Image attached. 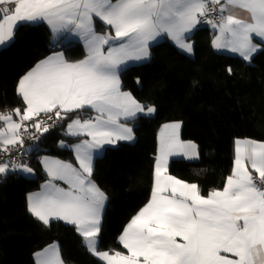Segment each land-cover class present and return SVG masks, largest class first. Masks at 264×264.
Listing matches in <instances>:
<instances>
[{
	"label": "snow or ice",
	"instance_id": "obj_1",
	"mask_svg": "<svg viewBox=\"0 0 264 264\" xmlns=\"http://www.w3.org/2000/svg\"><path fill=\"white\" fill-rule=\"evenodd\" d=\"M6 4L14 7H0V45L13 39L20 22L43 20L54 33L79 36L88 54L83 60L69 61L63 53H54L21 78L17 92L26 108L23 114L14 110L19 122L11 114H0V121L7 125L0 128L4 150L23 144L19 134L23 122L41 113L54 112L61 119L62 112L90 109L96 113L83 121L77 115L67 127L71 135L91 137L74 146L79 169L70 162L43 161L53 180H64L70 187L49 182L44 192L30 196V211L46 225L50 217L76 225L88 250L106 264H255L257 254L264 253V142L237 140L232 175L223 189L204 196L196 183L167 174L169 156L193 158L199 153L195 143L180 140L181 122L165 125L150 202L119 237L128 254L97 250L107 197L90 177L93 150L132 140L133 129L121 124L120 117H134L146 108L121 91V65L147 58L149 41L163 34L191 53L184 34L200 23L198 17L207 18L212 12L220 16L219 23L208 20L219 28L215 46L251 60L260 48L253 43L254 36L264 43V0H0V5ZM237 7L249 13L248 20L232 13ZM94 18L109 30L98 32ZM155 110L147 106L149 113ZM43 123L33 126L40 129ZM11 167L32 171L21 164ZM9 170V163L0 164V174ZM39 255V264H63L56 249Z\"/></svg>",
	"mask_w": 264,
	"mask_h": 264
},
{
	"label": "trees",
	"instance_id": "obj_2",
	"mask_svg": "<svg viewBox=\"0 0 264 264\" xmlns=\"http://www.w3.org/2000/svg\"><path fill=\"white\" fill-rule=\"evenodd\" d=\"M214 34L201 28L194 36V56L165 40L151 47L148 63L121 72L125 91L143 105L152 106L153 117L133 121L134 143L108 147L96 158L92 179L108 198L99 235L100 251H122L119 237L145 207L153 193L158 132L162 125L183 123L182 137L199 147L198 162L174 160L169 173L196 183L201 194L223 189L234 163L237 139L264 142V48L250 62L218 54ZM54 35L45 23L21 24L13 41L0 49V109L23 110L17 87L22 77L53 53ZM70 61L85 57L81 45L64 47ZM231 69V72H229ZM62 126L45 132L32 164L35 178L8 173L0 186V264H35L34 255L50 244L59 245L66 264H105L91 252L74 225L52 221L46 225L29 210L28 195L45 181L39 158L48 153L74 161L73 152L60 146L74 142Z\"/></svg>",
	"mask_w": 264,
	"mask_h": 264
},
{
	"label": "crops",
	"instance_id": "obj_3",
	"mask_svg": "<svg viewBox=\"0 0 264 264\" xmlns=\"http://www.w3.org/2000/svg\"><path fill=\"white\" fill-rule=\"evenodd\" d=\"M221 2L223 3V0H221ZM219 6V5H218ZM0 7H7V8H13L14 7V5L13 4H6V5H0ZM232 11V13L237 17V18H239V19H243V20H248L249 19V13L247 12V11H245V10H243V9H241V8H234V9H232L231 10ZM94 20H95V24H96V29H97V31L98 32H104V31H106V30H109V29H106V27H105V25L98 19V18H94ZM32 24V25H37V24H41V23H45V24H47L48 26H50L46 21H43V20H41V21H38V22H20L19 24H18V26H17V28L21 25V24ZM17 28L15 29V32H16V30H17ZM50 28H51V30H52V27L50 26ZM208 28L212 31V33L214 34V38H213V41H212V46H213V49L215 50V52L216 53H218V54H226V55H232V56H237V57H240V58H242L243 60H245V61H247V62H250L252 59H253V57L260 51V50H262L263 48H264V43H261V41H260V39L259 38H256L255 36H254V38H253V43H255V44H258V45H260V48H259V50L257 51V52H255L253 55H252V58H251V60H246L239 52H233L230 48H227V47H220V48H217L216 46H215V43H214V41L216 40V38L220 35V32H219V28H216V27H213V24H210L209 26H208ZM199 30H201V28L199 27V24H197L192 30H191V32H188V33H185L184 34V37H183V39L185 40V42L186 43H189V44H191L192 45V48H193V51L191 52V53H189V52H187L185 49H183V48H181L180 46H179V44L171 37V36H169V35H167V34H163V35H161V36H158L155 40H152V41H149V43H148V52H149V56L147 57V58H144V59H141V60H129V61H127L126 62V64L125 65H121V69L119 70V72H118V75H119V77H120V87H121V91L122 92H128V91H125L124 90V88H123V83H122V80H121V72L122 71H124L125 69H127V68H129V67H132V66H135V65H140V64H145V63H148V62H150V60H151V47L153 46V45H155V44H158V43H161V42H163V41H165V40H168V41H170L179 51H181V52H183V53H185L186 55H188V56H194V53H195V43H194V41H193V36L199 31ZM15 32H14V35H15ZM52 32H53V30H52ZM114 34V33H113ZM53 35H54V42H55V47H57V49H55L54 51H53V53H51L48 57H50V56H52L54 53H63L64 54V56H65V58L68 60V56H67V53H66V51H65V49H64V47L65 46H72V45H75V44H78V45H81L82 46V48H83V50H84V52H85V57L87 56V48H86V45H85V43H84V41L79 37V36H77V35H75L74 33H72V34H69V33H65V34H63V35H61V34H58V33H54L53 32ZM14 38V37H13ZM13 41V39L10 41V42H5V44H3V45H0V49H2V48H4V47H6V46H8L11 42ZM105 47H107V46H105ZM48 57H46L45 59H43L42 61H44V60H46ZM84 57V58H85ZM70 61V60H69ZM41 62V61H40ZM40 62L38 63V64H40ZM37 64V65H38ZM36 65V66H37ZM35 66V67H36ZM34 67V68H35ZM33 68V69H34ZM32 69V70H33ZM31 70V71H32ZM30 72V71H29ZM28 72V73H29ZM18 88V87H17ZM128 93H130L132 96H133V98H135V96L131 93V92H128ZM19 95V94H18ZM20 96V95H19ZM21 97V96H20ZM21 99H22V97H21ZM136 99V98H135ZM23 100V99H22ZM137 100V99H136ZM138 101V100H137ZM24 102V101H23ZM139 102V101H138ZM24 104H25V102H24ZM25 108H26V104H25ZM25 108L23 109V110H20V113L21 114H23L24 113V110H25ZM45 113H41L40 115H44ZM8 115V114H7ZM11 115H12V118H13V120H15L16 122H18V120H19V116H17L16 114H15V111H13L12 113H11ZM75 116L73 119H75V118H77V115H79V118L83 121L84 119H86V116H88V115H90V116H95L96 115V113H95V111L94 110H90V109H86V110H77L76 112H74V113H68V114H64L63 112H62V116L64 117V118H66V117H68V116ZM155 115V112H153V113H149L148 111H147V107L145 108V111L144 112H138L134 117H128V118H125V117H123V116H121L120 117V120H119V122L121 123V124H125V125H127L128 127H131L132 129H133V121H135L137 118H139L140 116H148V117H153ZM72 119V120H73ZM72 120H70L69 122H67L66 123V126H65V134H66V136H68V137H71V138H77V140L76 141H74V142H68V141H63V144H61L60 143V146L62 147V148H65V149H67L66 147H65V144L64 143H69V146H68V149L69 150H71L72 152H73V155H74V158H75V160L72 162V161H69V160H65V159H63V158H61V157H58V156H53V155H51V154H48V153H44V154H42L41 156H40V158H39V162H40V165H41V169H42V172H43V174H44V176H45V181L41 184V186H40V188H39V190L38 191H36V192H33V193H31V194H29L28 195V205H29V210H30V196H32V195H34V194H39V193H42V192H44L45 190H46V185H48V183L49 182H51V183H54V184H56L58 187H60V188H64V189H68L70 186L64 181V180H53L52 179V177L51 176H49V174H48V172H47V169L45 168V165H44V159L45 158H47V159H50V160H60V161H64V162H70V163H72V165L74 166V167H76V168H78L79 169V162H78V160L76 159V154H75V149H74V146L75 145H78V144H80L83 140H90L91 139V137H88L87 135H84V134H81V135H78V136H75V135H71V134H69L68 132H67V127H68V124L69 123H71L72 122ZM173 123H175V122H171V123H166V124H164V125H162L161 126V128L159 129V132H158V143H157V156H156V160H157V157L159 156V147H160V142H161V139H162V133H165V125H170V124H173ZM7 127V126H6ZM182 132H183V123H180V128H179V138H180V140L181 141H184V142H188V141H190V140H185V139H183V137H182ZM133 136H134V138L132 139V140H118V141H116L115 143H113V144H105V145H103V147L101 148V149H94L93 150V152H94V158H93V167H94V163H95V160H96V158H98V157H100V156H102L104 153H105V150H106V148H108V147H114V146H116V145H118L119 143H122V142H124V143H134L135 141H136V136H135V133H134V129H133ZM237 140H240V141H245V140H250V139H237ZM236 140V141H237ZM235 141V142H236ZM253 141V140H252ZM191 142H193V141H191ZM258 142V141H257ZM193 143H195V142H193ZM196 144V143H195ZM197 145V144H196ZM235 148H236V143L234 144V158H235V155H236V153H235ZM197 151H198V153H199V147H198V145H197ZM199 159H200V153H199V155H198V157H193V158H189V157H186V156H184V155H182V154H177V155H172V156H169L168 157V172H167V174L168 175H171L170 173H169V167H170V164L172 163V161H174V160H186V161H188V162H198L199 161ZM156 163V162H155ZM32 167V166H31ZM20 169H24V168H20ZM233 169H234V163H233V168H232V172H231V175H232V173H233ZM250 171H252L251 169H250ZM34 172L35 173H29V176L27 175L26 177H29V178H35L38 174H37V172H36V170H34ZM8 173H18L19 175L21 174V175H24L23 173V171L22 170H19V168L18 169H14V170H9L8 172H6V173H4L3 175H6V174H8ZM92 173H93V171H92ZM25 176V175H24ZM171 176H173V175H171ZM253 176H257V174L253 171ZM177 178V177H176ZM90 179L93 181V179H92V175H91V177H90ZM177 179H179V178H177ZM181 180V179H180ZM183 181V180H182ZM94 182V181H93ZM95 183V182H94ZM96 184V183H95ZM96 186H97V184H96ZM98 187V186H97ZM199 187V186H198ZM99 188V187H98ZM100 189V188H99ZM153 189H154V179H153ZM101 190V189H100ZM104 194H105V192L103 191V190H101ZM202 195V194H201ZM105 196L107 197V195L105 194ZM107 202H108V198L104 201V205H103V208H102V210H101V225H102V221H103V216H104V212H105V209H106V206H107ZM144 208V207H143ZM142 208V209H143ZM31 212V211H30ZM32 213V212H31ZM33 214V213H32ZM34 215V214H33ZM35 216V215H34ZM36 217V216H35ZM135 217V216H134ZM37 218V217H36ZM38 219V218H37ZM40 220V219H39ZM41 221V220H40ZM52 221H61V222H64V223H66V224H70V223H68L67 221H64V220H60V219H56V218H54V217H50L49 218V223L48 224H50ZM41 222H43V221H41ZM44 223V222H43ZM130 223V222H129ZM45 224V223H44ZM47 224V225H48ZM70 225H73V224H70ZM76 228H77V226L76 225H74ZM126 229V228H125ZM124 229V230H125ZM124 232V231H123ZM100 235V234H99ZM99 235H98V237H97V240H98V242H99ZM122 235V234H121ZM82 236V235H81ZM83 237V236H82ZM83 239H84V243H85V245H86V241H85V238L83 237ZM179 239V238H178ZM119 244L121 245V248H122V253H124V254H128L127 253V249H125L124 247H123V245H122V243L120 242V240H119ZM53 249H56V250H58V253H59V257H60V259L62 260V258H61V255H60V250H59V245L57 244V243H53V244H50V245H48L47 247H45L44 249H42V250H40V251H38L37 253H35V255H34V260H35V264H39V262H40V260H41V255H39V254H43V253H45V251L47 250L48 252H51ZM98 251H100L99 250V244H98V249H97ZM90 252V251H89ZM100 252H103V251H100ZM109 252V251H108ZM114 252H109V254H113ZM96 256V255H95ZM97 258H99L98 256H96ZM100 259V258H99ZM101 260V259H100ZM63 261V260H62ZM102 261V260H101ZM105 264H106V262L105 261H103ZM63 264H66L64 261H63ZM255 264H264V253H258L257 254V256L255 257Z\"/></svg>",
	"mask_w": 264,
	"mask_h": 264
},
{
	"label": "built area",
	"instance_id": "obj_4",
	"mask_svg": "<svg viewBox=\"0 0 264 264\" xmlns=\"http://www.w3.org/2000/svg\"><path fill=\"white\" fill-rule=\"evenodd\" d=\"M209 7L219 8L218 5H212V4H209ZM198 19L200 20L199 23L200 27L208 26L210 24L208 23V20H212L213 23L220 22V16L216 12L209 13L207 18L200 16L198 17ZM12 112H13L12 110L4 111L0 109V114L7 115V114H11ZM49 117H51V119H49ZM41 120L44 121V123L41 125L40 129L35 128L33 125L39 123ZM62 124H63V119L56 117L54 115V112L47 113L44 115L34 116L31 120L24 121L23 127L19 133L21 139L24 141L23 144L17 143L15 145H8L7 151H5L4 146L0 144V164L6 162L9 163L10 170H14L11 167L13 163L26 165L27 167L32 166L35 160V151L40 147V141L42 135L45 133V131H43V128L47 127L49 131L54 127L61 126ZM6 126L7 125L5 124L4 121H0V128L6 129ZM30 147H32V150L29 149ZM4 180H5V175L0 174V186L1 184H3Z\"/></svg>",
	"mask_w": 264,
	"mask_h": 264
},
{
	"label": "rangeland",
	"instance_id": "obj_5",
	"mask_svg": "<svg viewBox=\"0 0 264 264\" xmlns=\"http://www.w3.org/2000/svg\"><path fill=\"white\" fill-rule=\"evenodd\" d=\"M64 144H65V147L68 149L69 143H64ZM29 149L32 150V147H30ZM28 168H31V169H32V171H31L32 173H35V172H34L35 169H34L33 166H32V167L29 166ZM19 170H22V171L24 172L23 174H24L25 176H27V175L29 176V173H31V172H27V171H25L24 169H20V168H19Z\"/></svg>",
	"mask_w": 264,
	"mask_h": 264
},
{
	"label": "bare ground",
	"instance_id": "obj_6",
	"mask_svg": "<svg viewBox=\"0 0 264 264\" xmlns=\"http://www.w3.org/2000/svg\"><path fill=\"white\" fill-rule=\"evenodd\" d=\"M198 24H199V23H198ZM209 25H210V24H209ZM209 25H208V26H209ZM208 26H206V27H200V26H199V27H200V28H207ZM53 49L55 50V49H57V47L54 46ZM89 116H90V115L86 116V118H88ZM91 117H93V116H91ZM64 122H65V118H63V124H64ZM63 124H62V125H63ZM62 125H61V126H62ZM254 177H255V176H254Z\"/></svg>",
	"mask_w": 264,
	"mask_h": 264
}]
</instances>
